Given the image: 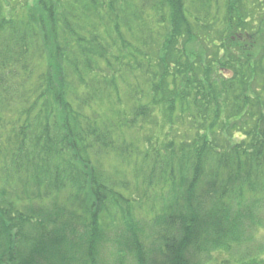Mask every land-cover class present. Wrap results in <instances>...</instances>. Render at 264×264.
Segmentation results:
<instances>
[{
    "label": "trees",
    "instance_id": "16d2710c",
    "mask_svg": "<svg viewBox=\"0 0 264 264\" xmlns=\"http://www.w3.org/2000/svg\"><path fill=\"white\" fill-rule=\"evenodd\" d=\"M0 264H264V0H0Z\"/></svg>",
    "mask_w": 264,
    "mask_h": 264
},
{
    "label": "rangeland",
    "instance_id": "374dc122",
    "mask_svg": "<svg viewBox=\"0 0 264 264\" xmlns=\"http://www.w3.org/2000/svg\"><path fill=\"white\" fill-rule=\"evenodd\" d=\"M236 136H237V137H240V136H241V135H240V132H237V133H236ZM241 137H242V136H241ZM80 257H83V256H80ZM214 257H218V256H214Z\"/></svg>",
    "mask_w": 264,
    "mask_h": 264
}]
</instances>
